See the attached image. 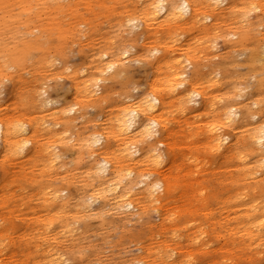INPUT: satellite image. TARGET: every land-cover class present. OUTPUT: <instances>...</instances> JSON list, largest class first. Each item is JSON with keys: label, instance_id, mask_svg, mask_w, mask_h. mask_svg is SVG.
Here are the masks:
<instances>
[{"label": "rangeland", "instance_id": "1", "mask_svg": "<svg viewBox=\"0 0 264 264\" xmlns=\"http://www.w3.org/2000/svg\"><path fill=\"white\" fill-rule=\"evenodd\" d=\"M149 1L0 3V121L11 129L23 123L30 134L43 120L51 127L37 129L41 140L25 153L4 151L0 143V264H264V145L244 139L238 146L247 166L260 169L245 179L234 149L213 151L205 128L223 124L221 113L232 107L238 117L220 132H239L233 126L241 124L264 129V0H235V13L162 30L159 38L134 26ZM198 1L205 17L209 7ZM173 37L190 48L188 77L198 78L206 94L186 113L180 95L171 97V123L156 136L163 161L149 160L132 178L112 177L120 192L144 197L141 181H162L160 201L143 198L138 209L110 210L106 198L92 196L103 181L96 161L105 151L114 157L116 145L94 146L89 135L103 131L109 117L116 130L119 109L167 74L165 66L157 72L149 47L159 44L165 54L164 42ZM100 57L119 64L87 97L77 83L96 77ZM244 229L249 234L241 238Z\"/></svg>", "mask_w": 264, "mask_h": 264}, {"label": "bare ground", "instance_id": "2", "mask_svg": "<svg viewBox=\"0 0 264 264\" xmlns=\"http://www.w3.org/2000/svg\"><path fill=\"white\" fill-rule=\"evenodd\" d=\"M204 1L208 5L210 13L202 17L198 0H150L145 4L142 15L136 18L138 23L134 24V26H144L147 32H152L149 38L152 36L159 38L162 30L171 33L182 29L183 25L187 23H193L196 26L203 20L208 21L212 17L230 15L236 11L235 0ZM10 2L11 0H0V3L4 5H8ZM164 45L165 54L160 55L163 47L159 44L151 45L149 51L151 55L157 56V72L165 66L167 67V74L158 81L153 82L150 89L143 93V97L138 102L128 103L119 109L115 123L116 130L110 127L113 124V118L109 117L103 122V131L93 130L89 135V139L94 146L103 145L109 141L116 145L117 153L114 157H109L108 154L110 152L105 151L107 155L96 161V173L103 177V181L99 183V186H101L99 193L92 196L94 199H98L100 196L106 198V205L111 206L110 210L129 211L138 209V204L142 201L144 202L145 198L151 203L160 201L157 194L164 187L162 181H141L145 182L144 186L147 195L144 197L139 193H134L133 196L135 197H133L130 194L128 195V192H120L119 186L121 182L112 181V177L115 173H125L126 177L132 178L140 167L150 165L149 160H152L155 165L163 161V154L158 149V145L163 144V142L156 136L160 135L162 129L171 123L167 110L173 102L171 97L180 95L175 98L179 99L181 113H186L188 108H194L192 104L196 102V97L200 96L203 99L206 94L203 90L198 89V78L195 80L188 77L186 62L193 63L189 55L190 48L184 47V43L182 41L179 42L177 37L166 40ZM162 57H165L166 60H163L164 58ZM92 61L96 62L95 59H92ZM118 64V59L102 60L100 57V62L92 67L94 69L93 74L96 77L94 78L91 74H88L81 82L77 83L80 87L76 88V90L81 88V91L85 92V96H95L99 91L102 75L109 71H114ZM158 85L162 86L161 92H159ZM75 105L73 104L67 111L73 112ZM189 105L192 106L189 107ZM202 106L204 105L200 107ZM213 108H215L214 101ZM221 115L224 118L223 124H205L212 150L217 153L222 152L229 144L228 148L234 149L232 153L238 157L239 163L243 164L240 170L243 172L244 178L256 177V173L260 169L256 168L255 170L248 167L247 153L239 152L237 149L239 145L244 143V139H250L259 146L264 145V129L261 127L257 132V130L247 124H241L233 126V129L240 127L239 132H231L230 130L228 132H220L219 126L232 125V121L238 117V112L232 107H227ZM194 116L198 117L199 114ZM46 123L47 121L45 120L40 122V125L34 127L30 134V131L27 130L23 123L18 129H11L9 125L0 121V143L2 148H4V151L5 149L14 148L15 152L25 153L29 146H32L33 143L36 145L41 140L37 138L38 131L43 132L48 128L51 129ZM57 124L59 122L55 125ZM153 138L156 139L154 143L144 145V143L149 142ZM50 147L51 145L48 144L45 149L49 150ZM48 152L52 156L51 161L54 162L57 154L51 153V150ZM263 165L264 157L261 158L260 167ZM57 197L56 194L51 196L52 199ZM256 207H250L251 209L248 208V210L254 211ZM244 230L245 233L241 234V238H244L245 234H249L246 231L247 229ZM46 244H48L47 249L49 248V251L52 250L50 248L53 244L51 239H46ZM52 254L56 255V260H62L57 251Z\"/></svg>", "mask_w": 264, "mask_h": 264}]
</instances>
